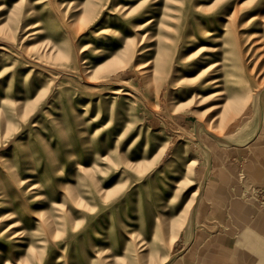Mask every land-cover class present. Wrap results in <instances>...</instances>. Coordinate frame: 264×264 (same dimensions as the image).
Here are the masks:
<instances>
[{
    "label": "rangeland",
    "instance_id": "374dc122",
    "mask_svg": "<svg viewBox=\"0 0 264 264\" xmlns=\"http://www.w3.org/2000/svg\"><path fill=\"white\" fill-rule=\"evenodd\" d=\"M0 264H264V0H0Z\"/></svg>",
    "mask_w": 264,
    "mask_h": 264
},
{
    "label": "bare ground",
    "instance_id": "6f19581e",
    "mask_svg": "<svg viewBox=\"0 0 264 264\" xmlns=\"http://www.w3.org/2000/svg\"><path fill=\"white\" fill-rule=\"evenodd\" d=\"M195 201H196V199H195ZM192 217H193V215H192ZM193 223H194V219H193Z\"/></svg>",
    "mask_w": 264,
    "mask_h": 264
}]
</instances>
